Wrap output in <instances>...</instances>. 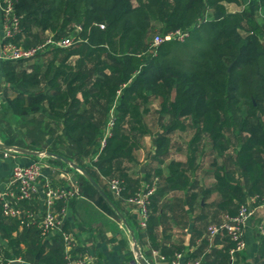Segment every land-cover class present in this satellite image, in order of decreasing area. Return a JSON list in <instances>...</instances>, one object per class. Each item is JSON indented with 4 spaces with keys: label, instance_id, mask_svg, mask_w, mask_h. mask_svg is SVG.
<instances>
[{
    "label": "trees",
    "instance_id": "1",
    "mask_svg": "<svg viewBox=\"0 0 264 264\" xmlns=\"http://www.w3.org/2000/svg\"><path fill=\"white\" fill-rule=\"evenodd\" d=\"M13 1L22 27L14 42L33 46L50 31L55 39L74 38V44L46 46L34 58L47 53L53 57L30 71L18 68L30 60H3L0 92L7 97L0 99V125L9 129L3 142L71 159L104 187L132 228L148 229L160 180L146 227L122 203L152 180L147 171L143 180L133 178L124 161L136 159L135 151L142 147L138 136L150 133L143 118L148 108L141 105L154 95L162 99L161 112L172 117L166 132L184 130L189 124L197 130L188 161L172 160L168 165L170 186L189 182L187 172L196 160L193 145L202 133L209 135L219 154L235 149L228 159L231 166L226 161L215 172L220 207L233 214L251 196L264 195V0ZM230 3L240 8L230 11ZM178 29L188 32L184 40L168 39L153 46L157 33ZM73 55H78L75 62L70 61ZM89 58L96 60L91 71L84 70ZM95 102L98 112L86 106L93 108ZM11 116L20 120L21 130L26 127L21 138L10 124ZM126 121L130 131L124 128ZM227 129L235 143L226 136ZM47 136L53 137L49 146ZM167 141L164 134L154 139L156 156L165 152ZM47 159L75 172L79 194L94 195L100 206L119 217L84 174L61 160ZM111 177L121 180V196L104 184ZM24 203L23 209H33ZM63 204L59 200L57 207ZM257 232L263 250L264 223ZM0 233L8 240L0 243V264L18 258L22 264H67L62 232L51 236L38 225L22 226L21 218L4 213L1 200ZM79 250L85 253L84 248ZM75 254L74 250L72 256L78 257ZM228 260L227 255L226 264Z\"/></svg>",
    "mask_w": 264,
    "mask_h": 264
},
{
    "label": "crops",
    "instance_id": "2",
    "mask_svg": "<svg viewBox=\"0 0 264 264\" xmlns=\"http://www.w3.org/2000/svg\"><path fill=\"white\" fill-rule=\"evenodd\" d=\"M227 6L230 11L240 8L237 3H230ZM45 33L46 36L51 35L50 31ZM3 40L4 20L0 10V49ZM47 57L51 58L53 55L47 53L33 58L18 68L27 67L30 71L34 65L44 67L42 61ZM77 58L78 55H73L70 61L75 62ZM3 79V60L0 58V80ZM78 96L83 98L82 93H79ZM6 97L5 93L0 92L1 101ZM86 106L89 109H96L95 111L98 112L99 106L97 104L93 108L91 104ZM22 129L26 131V127ZM13 130L16 132L15 129ZM0 131V140L2 141V138L8 135L9 129L0 125ZM52 141L53 137L47 136L46 146L51 145ZM150 146L152 147V154H155V148ZM6 152L9 153L10 151L0 148V189L8 185L15 165H26L34 161H40L43 164V175L38 181V193L29 203L23 202L24 206H31L34 210L39 211L45 208V184L47 180H50L54 186L80 189L75 172L67 171L65 167L52 164L47 159L49 156L37 155L38 158L34 159L31 155L20 153V155L9 153L6 156ZM149 156L142 159L136 157L135 160L140 162L138 172L134 170V161H124V165L133 178L143 180L147 171L149 179L158 177L160 184L162 182L161 189L156 195V204L152 211V221L148 229L139 227L134 229L128 223L129 228L120 216L117 217L100 206L94 195L86 196L83 193L68 202L67 213L62 219L59 229L52 230L50 235L53 236L61 232L72 233L75 237L72 253L75 250L77 253L75 255L81 254L79 249L84 248L85 252H90L95 256L94 264H133L136 253L130 229L134 232L142 255L152 264H226L227 255L229 256L227 264H264V248L261 249V239L257 235L260 222L264 223V206H259L256 209L255 214L245 226L246 249L238 252L232 258L230 253L232 242L229 238L220 235L210 236L207 233L209 224L219 221L222 215L226 213L220 207L222 196L215 186V173L208 177L213 183H207L206 179H202L203 183H200L199 180L197 181L199 167L194 171L196 167L194 165L193 170L187 172L190 177L189 182L184 187H172L166 181V177L169 175L168 165L174 159L169 162L166 159V164H159L162 169L156 168V166L149 169L145 166L143 171V163L147 165ZM160 158L162 161L163 158ZM187 160L188 156L186 159H178L177 161L186 163ZM153 172L157 174H153ZM158 172L160 173L158 174ZM104 184H107L110 192L117 196L107 180L104 181ZM122 205L129 215L136 216L134 215V206L127 201H123ZM22 228H19L20 231ZM7 242L8 240L3 238L0 233V243L6 245ZM179 254L181 255L179 256ZM18 259L22 261L21 258Z\"/></svg>",
    "mask_w": 264,
    "mask_h": 264
},
{
    "label": "built area",
    "instance_id": "3",
    "mask_svg": "<svg viewBox=\"0 0 264 264\" xmlns=\"http://www.w3.org/2000/svg\"><path fill=\"white\" fill-rule=\"evenodd\" d=\"M0 10L4 20V40L0 49L2 60H31L48 45L69 47L74 44L72 37L55 39L49 35L43 42L36 45L29 47L19 45L13 41V38L22 30L21 17L15 11L14 1L0 0ZM187 35V31L180 29L171 31L166 35L157 33L152 44L159 46L168 39L184 40ZM109 124L113 125V122L111 121ZM8 154L6 152V156ZM42 175L43 164L40 161L26 165H15L8 185L0 189V200L3 202L6 215L21 218L22 226L38 225L43 234L50 235L52 230L59 229L62 219L67 213L68 202L79 195V190L71 187L54 186L50 180H47L45 184V208L42 211L23 209L22 203L31 201L37 195L38 181ZM108 181L112 191L117 196H121L124 190L121 180L117 177H111ZM158 184L159 178L155 177L151 181L145 182L141 189L127 199V202L134 206L142 227L147 226L151 197L157 190ZM59 200L64 203L61 207H57ZM259 206H264V195L251 196L246 203L239 205L235 213L226 212L219 221L210 223L207 233L210 236L220 235L229 238L232 242L230 253L231 257L234 258L238 252L247 247L245 226ZM38 219L40 220L38 221ZM63 236L67 248V264H94L95 256L87 251L74 258L72 250L75 246V237L72 233L67 232H63Z\"/></svg>",
    "mask_w": 264,
    "mask_h": 264
},
{
    "label": "rangeland",
    "instance_id": "4",
    "mask_svg": "<svg viewBox=\"0 0 264 264\" xmlns=\"http://www.w3.org/2000/svg\"><path fill=\"white\" fill-rule=\"evenodd\" d=\"M46 33L42 34V38L46 39ZM49 36V35H48ZM52 58V57H51ZM51 58L47 57V59H43L42 64L44 66L46 65V62H48ZM96 58V57H95ZM95 58H89L86 60V64L84 65V70H93L95 67ZM93 78H95L93 76ZM161 101L162 99L160 97H156L154 95H150L147 99V102H144L141 106L147 107L148 111L143 115L144 123L147 127V129L150 130L149 134H145L144 136H138L137 133H134V135L138 136L140 141L142 142V147L135 151V156L139 159L143 157L149 156L150 159L145 165L143 163V166L148 167L149 169H153V166H156V168H161L160 166L162 163L166 164V159H168L167 162L170 160H178V159H186L187 156L189 158L190 156V148L192 139L196 134V128L191 127L189 124L190 121L187 120V123L189 126L182 130V129H176L170 132H166V126L171 124L172 117L167 112H161ZM96 105V102L94 103ZM99 105V103H97ZM96 107V106H95ZM10 124L13 128L16 130V137L21 138L23 130L20 128V120L17 117H9ZM124 128L127 131H130V123L129 121H126L124 124ZM226 136L232 138L234 143L236 142L235 136L231 133V130L227 129L224 131ZM164 134L167 136V143L165 144L166 150L164 153L159 154L160 157L163 158L162 161H160V157L156 156L155 154H152L151 152V146L152 145L155 148L154 139L159 135ZM201 139H199L197 142L194 143L193 147L195 146V156L196 160L194 165H196V168L198 169V179L197 181L200 183L202 182V179H206L207 183H213L211 179H208L209 175L211 176L213 173L217 171L220 165H222L224 162L229 161L228 159L231 158L235 154V149L233 150V147L230 148L227 152H224L222 154H219V150L215 148L213 140L209 137L207 134H202L200 136ZM224 140V139H223ZM223 142V141H222ZM225 143V140L224 142ZM235 145V144H234ZM163 151V149H162ZM188 161V160H187ZM140 162L134 160V170L135 172H138L140 170L139 165ZM160 164V165H159ZM229 167L231 166L230 161L227 164ZM194 170V171H195ZM200 172V173H199ZM212 172L211 174H209ZM153 174H157L153 172ZM152 174V175H153ZM208 174V175H207ZM205 175L206 178H205ZM162 184V182H161ZM160 184V185H161ZM214 198V197H213Z\"/></svg>",
    "mask_w": 264,
    "mask_h": 264
},
{
    "label": "water",
    "instance_id": "5",
    "mask_svg": "<svg viewBox=\"0 0 264 264\" xmlns=\"http://www.w3.org/2000/svg\"><path fill=\"white\" fill-rule=\"evenodd\" d=\"M263 49H264V41H263ZM0 148L3 150H6V151L17 152V153L25 154V155L50 156V157H53L55 159L61 160L65 163L69 164L72 168H74L75 170H78L79 172H81L82 174L85 175V177L91 182V184L95 187V189L101 194V196H103V198L108 202V204H110V206L122 218L123 222L129 227L128 220L126 219L124 214L119 210V208L116 206V204L112 201V199L109 197L108 193L104 190V188L96 181V179L91 175V173L87 169L83 168L82 166H80L76 162L72 161L71 159H69L63 155L48 151L46 149L42 150V151L32 150V149L24 148L21 146L8 145L1 140H0ZM142 170L143 171L145 170L144 166H142ZM130 232H131L133 239H134V250L136 253V258L133 261V264H152L151 262L147 261L144 258V256L142 255V252L138 246V242L134 236V232L132 229H130ZM10 264H22V261L20 259H14V260H11Z\"/></svg>",
    "mask_w": 264,
    "mask_h": 264
}]
</instances>
